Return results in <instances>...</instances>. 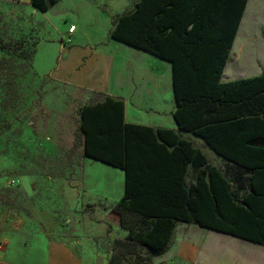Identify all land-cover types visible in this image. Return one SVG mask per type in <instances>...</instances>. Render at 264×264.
Returning <instances> with one entry per match:
<instances>
[{
  "label": "trees",
  "instance_id": "trees-1",
  "mask_svg": "<svg viewBox=\"0 0 264 264\" xmlns=\"http://www.w3.org/2000/svg\"><path fill=\"white\" fill-rule=\"evenodd\" d=\"M60 1L31 5L47 13ZM248 1L138 0L110 32L112 40L172 63L179 129L203 138L240 176L229 179L173 131L127 124L117 99L80 110L83 157L124 172L114 210L130 231L127 240L156 255L179 223L264 246V148L253 147L264 144V74L220 81Z\"/></svg>",
  "mask_w": 264,
  "mask_h": 264
},
{
  "label": "rangeland",
  "instance_id": "rangeland-1",
  "mask_svg": "<svg viewBox=\"0 0 264 264\" xmlns=\"http://www.w3.org/2000/svg\"><path fill=\"white\" fill-rule=\"evenodd\" d=\"M117 2L62 0L41 13L31 0H0V63L6 60L0 76V223L12 229L23 228L16 225L20 222H34L26 229L45 231L39 213H46L57 237L68 235L70 228L77 230L78 236L86 235L108 255L107 264H225L229 253L228 264H264V246L189 224L183 232L182 224H177L168 248L156 255L128 241V229H115L120 216L114 208L111 213H96L65 207L62 192L67 185L75 190L80 174L88 176L93 190H104L113 182L118 187L114 196L125 185L121 170L92 159L83 166L79 163L84 154L80 110L103 101L104 95L54 76L65 57L62 50L77 48L66 36L73 26L80 29L73 35L79 42L94 39L125 46L110 38ZM243 17L241 34L253 31L262 50L264 0H249ZM63 23L65 30L60 28ZM259 52L249 54V62ZM81 66L77 64V72ZM109 71L104 66L101 77ZM98 86L105 87L103 79ZM213 165L229 179L240 176L231 165ZM193 228L205 232L198 244L191 235Z\"/></svg>",
  "mask_w": 264,
  "mask_h": 264
},
{
  "label": "crops",
  "instance_id": "crops-1",
  "mask_svg": "<svg viewBox=\"0 0 264 264\" xmlns=\"http://www.w3.org/2000/svg\"><path fill=\"white\" fill-rule=\"evenodd\" d=\"M78 1L80 4L83 2V0ZM117 1L116 7L113 8V13L116 16L132 11L138 2V0ZM248 4L249 1L246 10ZM64 24L60 27L63 30L67 28ZM241 26L242 21L227 65L221 76L220 81L223 84L255 78L264 74V45L261 43L260 48L262 50H259L254 32L252 31L247 35L241 34ZM75 28L73 33L68 31L66 36L69 38V43H74L77 48L71 52L62 50L65 57L59 71L51 70L55 73V78L65 79L67 77L71 79L72 83H78L99 95L123 102L127 124L146 126L154 130L173 131L182 139L191 142L195 148L201 149L211 165L216 163L230 164L217 155L203 138L194 135L191 131L179 129L174 119L177 103L173 88L171 62L126 45L113 46L111 43L103 45L102 41L94 39L79 42L80 40L75 37L80 29L78 26ZM76 32L77 34L73 36ZM256 50L261 52L255 54L252 61L249 62L248 55ZM77 64H83L78 72L76 70ZM104 66H109L110 71L105 77H101L100 70ZM101 79H103L105 87L98 86ZM223 140L224 145H228L226 144L228 139L223 138ZM253 147L264 148V144H254ZM86 159L88 158L83 157L79 163L83 166ZM75 183L78 188L76 187L74 190L72 186L67 185L68 187L62 192L61 197L64 198L65 207H79L78 211L82 212L85 209H93L96 213H111L125 192V185L119 186L117 195L114 196V191L118 187L114 188L113 182L107 184L104 190H93V184L84 174H80L79 178L75 179ZM39 219L45 231L27 230L28 225H32L34 222H20L16 225H24L23 228L14 227L12 229L6 227L8 223H0V264L108 263V255L86 235L80 237L77 230L74 231L70 228L68 235L63 238L57 237L55 235L56 227L47 214L39 213ZM179 224H182L180 230L183 232L186 224ZM115 229H122L121 222L115 225ZM191 231V235L197 244L205 238V232L202 230L193 228ZM229 257L230 253L225 254V264L231 261Z\"/></svg>",
  "mask_w": 264,
  "mask_h": 264
},
{
  "label": "built area",
  "instance_id": "built-area-1",
  "mask_svg": "<svg viewBox=\"0 0 264 264\" xmlns=\"http://www.w3.org/2000/svg\"><path fill=\"white\" fill-rule=\"evenodd\" d=\"M76 30V28L73 26L69 29V33H73Z\"/></svg>",
  "mask_w": 264,
  "mask_h": 264
}]
</instances>
